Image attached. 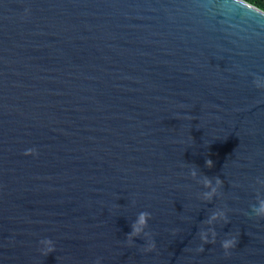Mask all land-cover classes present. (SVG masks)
<instances>
[{
  "label": "water",
  "instance_id": "water-1",
  "mask_svg": "<svg viewBox=\"0 0 264 264\" xmlns=\"http://www.w3.org/2000/svg\"><path fill=\"white\" fill-rule=\"evenodd\" d=\"M261 202L263 10L0 0V264H264Z\"/></svg>",
  "mask_w": 264,
  "mask_h": 264
},
{
  "label": "clouds",
  "instance_id": "clouds-1",
  "mask_svg": "<svg viewBox=\"0 0 264 264\" xmlns=\"http://www.w3.org/2000/svg\"><path fill=\"white\" fill-rule=\"evenodd\" d=\"M243 7V6H241ZM258 89L259 86H258ZM25 156H31V157H37L38 156V152L35 149H28L24 152ZM206 166L207 167H212L213 163L211 160L206 161ZM217 184L221 185L222 182L217 178ZM213 193L215 192V189L212 190ZM208 199H211V197L209 196ZM256 216L258 218H264V202H261V206L259 209H254ZM150 218V215L147 213H141L138 217V220L136 222V224L133 225L132 231L129 234L128 237V242L129 245H131L133 243L134 240L140 238V236L143 233V229L147 227V222L148 219ZM218 219H222L224 221L225 224L228 223L227 218L224 216L223 213H219V214H213L210 217V222L212 221H216ZM216 240V233L215 231H213L211 239H209V237L206 234L201 233V242L203 245H208L209 243H215ZM222 249L224 251L225 256L230 255V252L232 249H234L237 246V240L235 238H231V239H226L224 241H222ZM155 250V243L151 240L149 242H147V246L145 247L144 251L145 252H153ZM53 250H50L47 255L51 254ZM200 251H203V248L200 249Z\"/></svg>",
  "mask_w": 264,
  "mask_h": 264
},
{
  "label": "trees",
  "instance_id": "trees-1",
  "mask_svg": "<svg viewBox=\"0 0 264 264\" xmlns=\"http://www.w3.org/2000/svg\"><path fill=\"white\" fill-rule=\"evenodd\" d=\"M264 11V0H244Z\"/></svg>",
  "mask_w": 264,
  "mask_h": 264
}]
</instances>
